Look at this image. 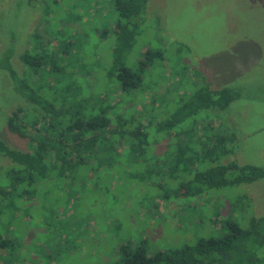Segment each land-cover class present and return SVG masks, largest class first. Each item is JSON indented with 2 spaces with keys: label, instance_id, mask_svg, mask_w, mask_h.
I'll list each match as a JSON object with an SVG mask.
<instances>
[{
  "label": "trees",
  "instance_id": "1",
  "mask_svg": "<svg viewBox=\"0 0 264 264\" xmlns=\"http://www.w3.org/2000/svg\"><path fill=\"white\" fill-rule=\"evenodd\" d=\"M147 2L109 1V22H103L97 35L108 38L105 56L98 53L90 60L79 40L89 33L66 28L56 33L63 42L49 35L55 48L38 33L32 35L31 47L17 56L24 72L11 62L13 46L0 54V69L11 90L29 105L8 115L6 129L30 143L22 151L0 138V155L12 164L0 170V264L16 257L19 241L5 234L8 227L15 230V219L33 213L61 225L58 218L64 216L72 231L79 230L84 217H94L95 196L111 191L115 174L156 186L164 200L169 192L161 186L169 178L180 181L176 196L191 199L264 177L255 165L224 161L234 152L233 134L202 124L208 119L205 112L225 110L238 98L237 91L213 89L202 78L190 79L182 92H150L162 82V51L146 46L136 61L128 59L145 22ZM42 11L46 16L49 9ZM153 71L158 73L155 80ZM72 74L81 76L71 79ZM119 219L113 224L122 228ZM219 228L216 237L178 248L150 249L147 239L122 245L109 264H264V215L251 217L247 226L229 219Z\"/></svg>",
  "mask_w": 264,
  "mask_h": 264
},
{
  "label": "rangeland",
  "instance_id": "2",
  "mask_svg": "<svg viewBox=\"0 0 264 264\" xmlns=\"http://www.w3.org/2000/svg\"><path fill=\"white\" fill-rule=\"evenodd\" d=\"M109 1L0 0V54L13 46L11 62L17 71L24 72L26 68L17 56L31 47L32 35L38 33L52 48L57 42H51L49 35L63 42L56 33L66 28L89 33L79 40H83L90 60L98 53L105 56L106 37L97 35L103 22H109L105 16L110 12ZM45 6L49 9L46 16L42 11ZM146 46L163 53V64L159 63L164 71L159 79L162 82L150 92H182L190 79L202 78L213 89L238 92V98L225 110L205 112L208 119L202 124L221 128L217 132L222 134H233L234 152L224 161L255 165L264 173V0H148L145 22L128 59L136 61ZM153 72L155 80L158 73ZM18 98L7 74L0 69V138L13 148L28 151V139L17 137L5 126L8 115L17 107L29 109ZM11 165L0 155L1 171ZM124 176L115 174L109 181L111 191L100 198L95 196L94 217L90 221L84 217L79 230L72 231L63 215L58 218L63 220L61 225L33 213L26 219H11L10 224L13 222L16 228L8 227L5 234L16 237L19 244L14 247L16 257L5 264H109L122 245L135 246L147 239L150 249L164 245L178 248L194 244L198 238L220 235L219 223L229 219L247 226L251 217L264 215V177L212 189L191 199L176 196L180 181L169 178L161 186L169 192L164 200L155 193L156 186ZM96 194L99 192L93 197ZM115 218L121 219L122 228L113 224ZM58 219L52 217L53 221Z\"/></svg>",
  "mask_w": 264,
  "mask_h": 264
}]
</instances>
